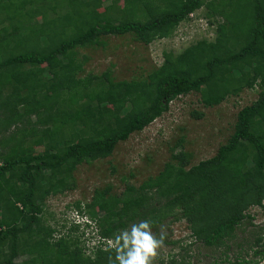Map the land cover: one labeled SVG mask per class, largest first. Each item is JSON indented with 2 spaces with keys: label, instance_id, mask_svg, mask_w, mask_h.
I'll use <instances>...</instances> for the list:
<instances>
[{
  "label": "trees",
  "instance_id": "obj_1",
  "mask_svg": "<svg viewBox=\"0 0 264 264\" xmlns=\"http://www.w3.org/2000/svg\"><path fill=\"white\" fill-rule=\"evenodd\" d=\"M204 7L209 25L221 16L213 40L165 52L145 75L83 74L88 56L80 47L126 34L150 44L175 35ZM255 87L258 98L239 110L213 157L191 165V152L175 151L140 185L97 188L78 204L100 238L91 253L77 236L54 237L43 218L47 197L75 188L80 164L112 155L181 95L196 92L215 106ZM256 205L264 208V0H0V264H120L125 233L169 218L185 219L196 242L227 254ZM256 253L264 259V249Z\"/></svg>",
  "mask_w": 264,
  "mask_h": 264
},
{
  "label": "rangeland",
  "instance_id": "obj_2",
  "mask_svg": "<svg viewBox=\"0 0 264 264\" xmlns=\"http://www.w3.org/2000/svg\"><path fill=\"white\" fill-rule=\"evenodd\" d=\"M207 12V7L198 10L193 13L194 19L179 26L175 35L157 38L150 44L126 34L103 36L104 45L80 47V57L88 56L83 74H101L112 68L117 80L145 75L163 63L165 52L179 53L200 39L215 38L217 19L221 20V16L213 18L209 25ZM258 95L259 87L246 89L240 96L229 97L215 106H206L196 92L181 95L171 102L167 112L119 142L112 155L80 164L73 177L75 188L47 197L43 218L56 228L54 237L59 238L63 232L77 236L91 253L100 238L95 227L84 225L83 219L90 222V218L80 212L78 204L84 206L90 201L97 188L111 185L114 192H122L128 182L140 185L157 175L175 151L191 152V165L213 157L232 134L239 110L256 100ZM193 112L202 115L196 116ZM36 147L38 151L43 149L40 141ZM248 212L253 219H245L237 228L227 254L225 247L213 248L196 242L185 219L165 220L157 229L147 231L153 239L159 238L149 264H170L172 257L177 259L172 264H215L217 261L226 264L223 261L226 256L232 262L247 260V264H251L259 257L256 251L264 249V208L253 206ZM76 223L82 227H74ZM163 236L168 241H179V245L163 242ZM259 237H262L260 243ZM104 240L116 246L112 239ZM26 258L29 256H20L16 261Z\"/></svg>",
  "mask_w": 264,
  "mask_h": 264
},
{
  "label": "clouds",
  "instance_id": "obj_3",
  "mask_svg": "<svg viewBox=\"0 0 264 264\" xmlns=\"http://www.w3.org/2000/svg\"><path fill=\"white\" fill-rule=\"evenodd\" d=\"M191 17H193V13ZM256 207H259V205H256ZM260 207L263 208L262 206ZM83 221L86 223L84 219ZM148 228L149 225L147 223H142L139 228L133 227L130 236L127 233L123 235V247L117 248V260L120 264H149L150 257L155 255V248L158 241L154 240L147 231L140 230H147ZM119 239L117 238V244H119ZM111 244L112 242H110ZM121 249L124 251H121ZM125 249H127L126 254Z\"/></svg>",
  "mask_w": 264,
  "mask_h": 264
},
{
  "label": "flooded vegetation",
  "instance_id": "obj_4",
  "mask_svg": "<svg viewBox=\"0 0 264 264\" xmlns=\"http://www.w3.org/2000/svg\"><path fill=\"white\" fill-rule=\"evenodd\" d=\"M257 255H259V254H257ZM257 261L259 263H257ZM251 264H264V259L259 255V257L257 258V260H253V262H251Z\"/></svg>",
  "mask_w": 264,
  "mask_h": 264
}]
</instances>
